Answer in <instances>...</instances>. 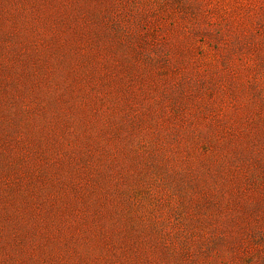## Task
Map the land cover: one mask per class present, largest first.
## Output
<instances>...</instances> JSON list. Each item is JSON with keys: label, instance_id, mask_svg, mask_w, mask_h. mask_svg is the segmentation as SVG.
Here are the masks:
<instances>
[{"label": "rangeland", "instance_id": "rangeland-1", "mask_svg": "<svg viewBox=\"0 0 264 264\" xmlns=\"http://www.w3.org/2000/svg\"><path fill=\"white\" fill-rule=\"evenodd\" d=\"M0 264H264V0H0Z\"/></svg>", "mask_w": 264, "mask_h": 264}]
</instances>
